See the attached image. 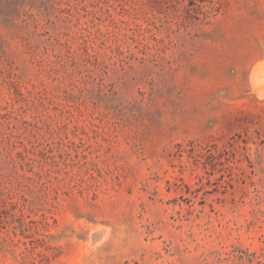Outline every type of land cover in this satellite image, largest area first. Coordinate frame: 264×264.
<instances>
[{
	"label": "rangeland",
	"instance_id": "374dc122",
	"mask_svg": "<svg viewBox=\"0 0 264 264\" xmlns=\"http://www.w3.org/2000/svg\"><path fill=\"white\" fill-rule=\"evenodd\" d=\"M0 264H264V0H0Z\"/></svg>",
	"mask_w": 264,
	"mask_h": 264
}]
</instances>
